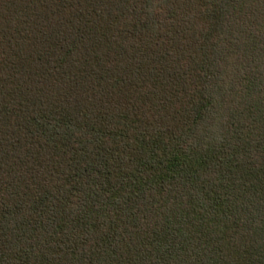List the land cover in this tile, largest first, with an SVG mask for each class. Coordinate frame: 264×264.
<instances>
[{"label": "trees", "instance_id": "1", "mask_svg": "<svg viewBox=\"0 0 264 264\" xmlns=\"http://www.w3.org/2000/svg\"><path fill=\"white\" fill-rule=\"evenodd\" d=\"M0 264H264V0H0Z\"/></svg>", "mask_w": 264, "mask_h": 264}]
</instances>
